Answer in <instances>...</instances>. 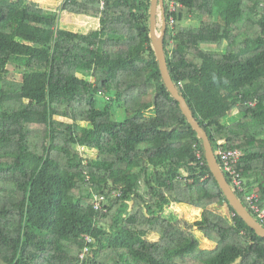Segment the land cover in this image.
<instances>
[{
  "label": "trees",
  "instance_id": "obj_1",
  "mask_svg": "<svg viewBox=\"0 0 264 264\" xmlns=\"http://www.w3.org/2000/svg\"><path fill=\"white\" fill-rule=\"evenodd\" d=\"M54 1L0 0V264H264V238L229 204L162 82L151 0ZM263 1L179 0L170 26L163 0L172 83L213 151L219 140L242 151L236 170L261 208ZM60 13L96 25L61 28ZM177 204L201 210L193 227L213 248L192 240Z\"/></svg>",
  "mask_w": 264,
  "mask_h": 264
},
{
  "label": "water",
  "instance_id": "obj_2",
  "mask_svg": "<svg viewBox=\"0 0 264 264\" xmlns=\"http://www.w3.org/2000/svg\"><path fill=\"white\" fill-rule=\"evenodd\" d=\"M160 8L161 21L163 27L160 33L157 32V10ZM149 36L151 38L152 48L155 53L158 67L167 90L170 92L172 97L178 102L179 108L188 120L189 124L195 130L197 136L202 140L204 156L206 163L211 174L214 176L216 183H218L224 196L228 200L233 210L244 220V222L252 228L255 233L264 238V227L255 219L250 211L245 207L242 201L238 198L236 193L232 190L229 182L222 172L216 155L213 151L209 137L205 129L200 125L198 120L194 117L190 107L188 106L185 98L181 95L174 83L168 71L166 57L164 53V35H165V16H164V4L163 0H151L150 1V14H149Z\"/></svg>",
  "mask_w": 264,
  "mask_h": 264
},
{
  "label": "built area",
  "instance_id": "obj_3",
  "mask_svg": "<svg viewBox=\"0 0 264 264\" xmlns=\"http://www.w3.org/2000/svg\"><path fill=\"white\" fill-rule=\"evenodd\" d=\"M167 5L168 23L170 26L174 24V13L177 11L178 7L181 6L179 0H165ZM102 3V2H101ZM103 5V3H102ZM262 11L264 14V1L261 3ZM223 141L219 140L217 142L216 150L214 151L219 166L224 173L226 179L228 177V181L232 190L240 193L245 202L247 203L246 207L250 213L255 214V219L264 227V208H261L258 204V195L254 192H248L246 177L243 176L240 172L236 170V165L240 161L242 156V151L239 149H227L223 146ZM80 152H83V147H78ZM197 156L200 157L199 152H197ZM102 197L95 198L94 207L96 209H100L102 207L100 203V199Z\"/></svg>",
  "mask_w": 264,
  "mask_h": 264
},
{
  "label": "rangeland",
  "instance_id": "obj_4",
  "mask_svg": "<svg viewBox=\"0 0 264 264\" xmlns=\"http://www.w3.org/2000/svg\"><path fill=\"white\" fill-rule=\"evenodd\" d=\"M38 1L46 10L49 11H54L59 9L60 2H49L46 0H34ZM161 17V16H160ZM162 19H157V32L160 33L161 28L163 27V22L161 21ZM90 25L89 23H85V21L78 19V17L73 18L69 14H64L60 13L59 17V27L61 28H68V29H73V30H78L81 28H88ZM11 72L9 73V78L15 79V80H20L21 79V73L19 71H14L10 69ZM97 98L100 100L102 97L101 95H97ZM124 117L122 109H120V113L118 114V117L116 118L117 120H122ZM87 151V157H93L95 155V151L91 150H85ZM215 211L220 212L221 214L228 215L226 208H214ZM172 210L174 213L177 214L178 216V221L184 228H189L191 231L190 237L192 240L199 244L202 248H213L214 243L208 241L203 235L197 231L194 227L193 224L194 222L200 218V209L193 208L189 205L186 204H177L174 207H172ZM195 229V230H194ZM188 230V231H189Z\"/></svg>",
  "mask_w": 264,
  "mask_h": 264
},
{
  "label": "crops",
  "instance_id": "obj_5",
  "mask_svg": "<svg viewBox=\"0 0 264 264\" xmlns=\"http://www.w3.org/2000/svg\"><path fill=\"white\" fill-rule=\"evenodd\" d=\"M51 1H54V0H51ZM54 2H56V1H54ZM78 19L85 21V23H86V22L89 23L90 27L96 25V21H92V20H88V21H87V20L82 19V18H80V17H78ZM94 22H95V23H94ZM235 114H236V110L231 111V112L228 113L230 119H231L232 116H234ZM230 119L228 118L227 120H225V122H226L227 124H229V129H230V131H232V132H238V131L240 130V128H239L235 123L231 124L232 121H231Z\"/></svg>",
  "mask_w": 264,
  "mask_h": 264
}]
</instances>
